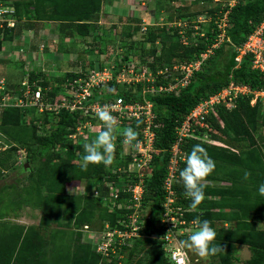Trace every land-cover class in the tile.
I'll use <instances>...</instances> for the list:
<instances>
[{"label": "trees", "instance_id": "16d2710c", "mask_svg": "<svg viewBox=\"0 0 264 264\" xmlns=\"http://www.w3.org/2000/svg\"><path fill=\"white\" fill-rule=\"evenodd\" d=\"M0 1L14 6L16 20L13 27L5 26L0 29V50L5 42L13 41L25 30H31L38 23L48 21L60 24L59 30L66 38H91L95 42L103 39V46L97 51L101 56L108 52L109 45L105 35L101 34L103 26L99 21L105 0ZM166 1L168 18L173 21L175 10H180L178 20L184 21L183 25L149 24L143 30L142 19H132L137 24H126L128 29L121 32L123 45L120 48L123 55H118L114 61L118 65L121 61L139 59L149 67L157 86L175 83V77H180V72L177 71L179 76L171 75L174 73V65L201 57L202 53L213 46L219 33L216 14L228 9V5L221 2L207 0L211 5L205 7L206 9L189 12L185 9L186 1H179L180 5L173 0H170L171 3ZM198 1L195 0L194 3ZM202 13H207L213 19L206 29L198 21ZM263 18L264 0H239L234 4L230 9L229 25L226 28L230 41L213 48V52L203 61L201 67L189 77L188 83L180 86L177 91L148 92L143 95L145 82H138L133 87L114 81L105 88L94 89L92 102L105 103L118 96H123L127 101L150 100L155 113L156 150L153 151L150 161L151 175H146L143 182L146 187L144 204H150L152 215L143 220L146 221L145 228L142 229L143 236L136 239L132 246H125V264L134 261L136 264L166 262L161 244L149 235L156 228L157 210L161 208L165 198L163 183L168 172L171 149L177 139L176 128L200 101L223 89L232 79L248 85L252 91L264 90V74L259 69L252 68V55H246L239 66L235 60L236 47L244 43ZM196 25L199 26L198 30ZM139 32L142 35L134 43L133 37ZM111 64L107 58H98L90 63L91 69H103ZM39 71L30 73L29 80L32 83L42 75V70ZM82 73L85 72L72 74L66 83L72 82ZM40 85L41 90L46 92L42 99L49 98L54 101L58 87L48 90L50 85L46 81L40 82L38 86ZM24 89L22 86L18 92L23 95ZM4 96L5 91L0 90V99ZM252 96L253 93L240 96L232 108L218 104L208 116L207 126L198 127L199 136L186 137L181 143L186 158L192 147L200 144L216 165L206 179L205 199L195 211L189 207L191 201L185 196L179 175L185 167L186 159L180 161L174 183L176 201L186 209L185 216L188 221H210L211 227L217 233L214 243L224 247V250L210 257L211 260L207 259V264H236L234 259H238L235 253L239 245L247 246L251 252L244 264H264V227L259 226L264 221V196L258 192L259 185L264 184V104L260 101L251 104ZM26 110L24 107L12 106L0 109V140L7 144L6 148L0 150V178L5 171L20 167L24 169L25 162L30 164L29 181L28 184L25 182L24 188L28 199L25 202L18 199V209L24 204L38 209L41 213L40 222L38 226L9 220L0 222V264H49L51 259L53 264L70 260L72 264H110L93 248L91 242L84 239L81 227L86 223L94 225L95 221H99L98 225L101 227L107 220L115 225L128 210L117 207L115 211L109 210L110 185H121L123 181H139V177L129 171L132 155H122L123 135L119 132L116 135L115 161L110 167L106 168L102 163L89 164L85 171L80 167L85 155L83 145L94 140L98 132H86L76 140L71 135L77 131L78 125L86 121L95 125L102 124L97 116H85L80 110L61 108L53 111L49 120V108L45 107L42 110L45 123L42 125L43 129H40L39 118L33 119L32 123H24L29 114ZM126 125L131 126L129 123ZM26 127L30 129L27 133L23 132ZM206 133L210 135V140L203 138ZM59 148L65 150V157L64 152L58 151ZM19 150L27 151L23 162L17 157ZM245 170L251 173L248 180L243 179ZM73 182L86 183L88 190L70 194L67 186ZM95 186L100 191L99 195L94 194ZM14 187V184H8L0 190H14ZM29 196H32L30 202ZM6 214L2 213L0 219H4ZM55 216L56 219H53ZM60 221L62 223L58 225L61 227L57 232L60 234L71 231L75 243L66 244L64 237L59 238L50 229L54 223ZM218 222L221 225H217ZM63 245L69 248L73 246L71 257L62 248ZM149 245L151 247L148 248ZM56 251L58 253L54 257ZM190 253L193 256L191 251Z\"/></svg>", "mask_w": 264, "mask_h": 264}, {"label": "built area", "instance_id": "2783aa9c", "mask_svg": "<svg viewBox=\"0 0 264 264\" xmlns=\"http://www.w3.org/2000/svg\"><path fill=\"white\" fill-rule=\"evenodd\" d=\"M215 2H221L223 5H228V9L220 11L217 15L218 21L217 29L219 33L213 46L201 54V57L191 60L188 63H181L174 65V70L180 72V77H175L177 80L175 83L171 82L169 85L157 86L155 77L146 64L133 58L129 61H121L120 63L114 62L108 67L103 69L89 70L87 73H82L78 77L74 78L72 82L67 83L62 92H58L54 101L44 103L42 100V90L38 89L37 96H30L25 94V97L18 99L17 107H25L32 103L39 105L41 110L45 107L58 111L61 108H66L71 111L80 110L85 116L87 114L95 116L96 109L102 106H108L111 109V114L118 120L119 129L122 127L127 128L130 124L138 132L137 141H134L130 147V151L124 154L132 155V161L129 163V171L136 174L139 177V181H123L121 185L113 184L109 186V210L128 209L124 212V216L120 217L115 225H112L109 220L105 221L101 227L86 223L81 227L84 239L93 244L95 250L102 254L110 264H125L127 260V253L125 250L126 245L132 246L136 239L143 236V227L145 218H150L152 213L150 204H144V195L146 187L144 185V177L151 175L150 161L153 158V147L156 139L154 123L155 113L153 110V103L150 100H135L127 101L123 96L116 97L113 101L100 103L92 102L94 89L105 88L107 84L112 81L117 83H128L133 87L138 82H145L142 89V94L145 93H157L161 91H177L180 86H184L188 83L189 77L198 70L203 61L208 55L213 52V48L220 46L223 42H229L230 39L227 35L226 28L229 25L228 15L230 9L239 0H214ZM15 8L12 5L5 4L0 1V29L5 26L13 27L16 24L15 20ZM210 17L207 13H202L198 17V21L204 23L206 19L202 17ZM207 17V18H208ZM197 30L199 26L195 27ZM145 30V27H143ZM180 32H183L182 30ZM184 35V34H183ZM185 41L186 38L184 37ZM237 55L235 60L237 66H239L243 58L251 54L252 55V68L259 69L264 74V18L262 22L254 29V31L248 36L243 44L236 47ZM133 61L135 63H129ZM111 72H109V70ZM1 83H3L1 81ZM25 82L23 85L27 84ZM2 87V86H0ZM26 90L27 86H24ZM31 87V86H30ZM32 89V88H31ZM26 91H30L28 88ZM253 93L251 104H255L260 101L264 104V90L259 89L252 91L251 88L242 83H238L233 79L223 89L214 93L207 98L200 101L186 116L182 124L176 128L177 139L174 142L171 149L170 163L168 166L167 175L164 178L163 187L165 190V198L161 203L160 211L158 212V219L156 222L155 230L149 235L150 238L158 240L161 244V248L164 252L166 259L165 264H177V260L173 259L174 253L183 251L186 255V264H207L208 261L199 257H193L189 250L180 249V242L186 240L188 236L196 230V221L189 220L185 216L186 209L179 203H177L176 192L174 189V183L178 176V168L181 160L186 159V155L181 149L182 141L189 136H199L197 133L198 127L207 126L208 116L214 112L218 104H225L227 107L232 108L235 106L237 99L240 96L249 95ZM4 98V97H3ZM137 117H139V127H137ZM142 122V123H141ZM122 125V126H121ZM133 125V126H132ZM102 124H92L91 121H86L78 125L77 131L71 135L74 139L79 135H84L86 132H99L102 129ZM204 139L210 140L211 137L208 133L204 134ZM123 139V144H124ZM138 145V146H136ZM150 150H145L146 147ZM154 150L155 147H154ZM142 161L143 163H141ZM136 164H140V169H135ZM150 166V167H149ZM123 175H126L122 173ZM124 177V176H123ZM86 183H81V193L86 192ZM94 194L99 195L100 191L95 186L93 188ZM106 199V198H105ZM105 199L103 201L106 203ZM149 206V207H145ZM148 208L149 213L144 210ZM141 210V213H140ZM147 210V209H146ZM144 211V212H143ZM145 228V227H144ZM152 245V244H150ZM148 246L151 247V246ZM143 254L141 253V256ZM179 258V256H178ZM131 264H136L132 262Z\"/></svg>", "mask_w": 264, "mask_h": 264}, {"label": "rangeland", "instance_id": "374dc122", "mask_svg": "<svg viewBox=\"0 0 264 264\" xmlns=\"http://www.w3.org/2000/svg\"><path fill=\"white\" fill-rule=\"evenodd\" d=\"M160 1V2H159ZM170 1V0H169ZM195 0H186V6L185 9L194 12V11H200L206 9L205 7H208L211 5V3L207 2V0H200L196 3H194ZM175 4H180L181 2L173 1ZM215 2V1H213ZM167 3L166 0H152L151 4H145V5H137L133 7V9L129 12V16H137V18L144 14V17L142 18V24L141 26L145 27L146 25H149L151 23H155V25H183L184 21L178 20V13L180 10H175L177 12H174V20L171 21L170 18H168V12H165V14L162 16H159L160 14V7L162 5L165 6ZM159 6V9L155 8L156 6ZM154 7L156 9L157 15L153 14L149 8ZM168 7V4L166 5ZM178 7V6H177ZM138 8V9H135ZM108 6L104 8V11L101 12L100 18V24L103 26V30L101 31V34H104L106 37V40L108 42V52H105L103 54L104 56L99 55L97 49L101 48L102 40L95 42L91 38H84V39H70L68 40L63 33H56L57 26L56 24L48 25L49 27L46 28L45 24H48V21L38 23L36 27H32L33 31L25 30L21 35L16 36L15 40L10 42H5L2 49L0 50V90L5 91L4 98L0 99V109L5 107H11L12 105H16L18 99L25 97V94H28L30 96L29 99H31V96H37L38 89L42 85L38 86L40 82H48L49 87L48 90H53L56 86L58 87V92H62L67 85V80L71 78L72 74L79 73L81 71L87 73L88 68L91 69L90 63L92 61H96L98 58H103L108 61L114 63L115 58L120 55H123V50H121V46L123 45V37L121 35V32H124V30L128 29L126 28V25H118L119 27H112L114 23H126L125 21H120L118 19L119 17L113 18V17H107L108 14ZM130 10V9H129ZM182 10V9H181ZM111 14V13H109ZM114 16V15H113ZM208 17V16H207ZM202 17L203 19H206L204 23H202V26L204 29H206L209 24L211 25L213 22V19L211 17ZM113 18V19H112ZM131 18V17H130ZM136 18V17H135ZM130 22V23H129ZM128 25L134 26L137 23L132 21L131 19L128 20ZM36 30H35V29ZM58 28H60L58 26ZM45 29V31H43ZM203 29V30H204ZM144 30V29H143ZM43 31V35H42ZM142 32L137 33L133 37L134 43H136L135 40H138ZM122 44V45H121ZM103 46V45H102ZM96 48V51L94 49ZM106 49V48H104ZM106 51V50H105ZM129 63H135L133 61H130ZM93 68V67H92ZM43 70V73L41 76H39L38 80L33 81V83L29 80L30 73L32 71H39ZM86 70V71H85ZM109 72H111L110 69H108ZM178 75L177 71L174 70V73L171 75ZM179 76V75H178ZM1 81L3 83H1ZM25 82H28L27 84L23 85ZM65 83V84H64ZM11 84V86H9ZM124 85H129L128 83H120ZM22 86H27L26 90L30 88V91H24L23 95L18 92L19 89L22 88ZM31 86V87H30ZM32 88V89H31ZM47 91V90H46ZM46 94L45 91H42V95ZM43 100V99H42ZM50 102L49 98L47 100H44V103ZM17 107V106H12ZM24 108H27V114L26 120L24 123H32V120L35 118H39V125L40 129H43L42 125L45 123L43 121V111L41 110V107L39 105H36L32 103L31 105H26ZM53 110H48V118L49 120L52 118ZM26 126V125H24ZM46 127L49 128V126L46 124ZM123 130L126 129L125 127H122ZM29 128H24L23 132H29ZM123 130L118 129V132L121 133ZM88 139V136L86 137V140ZM76 140V139H75ZM4 142V141H3ZM89 142V141H88ZM5 145L1 144L0 148L2 149ZM22 146V145H20ZM123 153L126 154L130 151L129 145L126 143L122 146ZM145 150H150L149 146L146 147ZM58 151L64 152L65 150L62 148H59ZM154 151V147H153ZM27 155L26 150L18 151L17 157L20 161H25ZM63 156L65 157V152L63 153ZM143 163L142 161H140ZM29 164V163H28ZM30 164L28 166H25L24 163V169L20 167L16 170H11L6 173L5 175L1 177L0 179V186H3L4 184L8 185L7 183H11L12 181L17 182L14 184L16 187H14V190L12 188H3V191L0 190V215L4 212H12L16 211L19 206V201L25 202V199H28V194L24 192L25 188V182L28 184V178H29V170ZM135 169H140V164H136ZM83 183V182H82ZM84 184V183H83ZM24 186V187H23ZM29 186V185H27ZM68 190L71 188L73 189L74 194L75 193H81V183H70L67 186ZM13 190V191H12ZM22 195H20V194ZM19 194V196H18ZM25 197V198H24ZM36 199L37 195H36ZM32 200V196H29V202ZM99 204L101 205V202L99 201ZM149 207V206H145ZM147 209V210H146ZM144 211L149 213V209L146 208ZM143 211V212H144ZM160 211V209L157 210V213ZM141 213V210H140ZM23 215L22 220L27 224H35L36 226L39 225L40 222V211L38 209H33L30 205H26L23 207L22 213ZM10 220L15 221L14 213L10 214ZM53 217V216H52ZM12 218V219H11ZM7 218H4L5 221ZM18 221H21V216H19ZM56 219V216L55 218ZM13 221V222H14ZM99 221H95V226H98ZM62 223L57 222L52 225L53 228H50L54 231V234L59 235V238L64 237V242L68 245H71L72 243H75L74 234L71 231H66L62 233H58V229L61 227L58 224ZM4 225V224H2ZM93 225V224H91ZM217 225H221L219 222ZM260 227H264V221H261L259 223ZM96 228V227H95ZM197 230V228H196ZM195 231V230H193ZM62 245V243H61ZM62 248L66 251L68 255L73 254L72 251H74L73 246L68 247L66 245H63ZM94 248V246H93ZM58 252L56 251L54 254V257L56 256ZM194 257H199L195 253H193ZM236 256H238V259H234L236 264H244L245 261L250 257L251 252L250 249L247 246L239 245L238 249L236 251ZM200 258V257H199ZM202 259V258H201ZM210 259V258H209ZM211 260V259H210ZM49 264H53V259L48 261ZM61 264H72V260L68 262H62Z\"/></svg>", "mask_w": 264, "mask_h": 264}, {"label": "clouds", "instance_id": "9594fccd", "mask_svg": "<svg viewBox=\"0 0 264 264\" xmlns=\"http://www.w3.org/2000/svg\"><path fill=\"white\" fill-rule=\"evenodd\" d=\"M95 114L102 122L103 127L94 140L83 145L85 155L82 158L80 167L85 171L89 164L98 165L102 163L108 168L115 161V139L118 133V120L111 114V109L108 106L97 108ZM137 121V127H139V117H137ZM120 134L123 135L124 142L129 145L137 141L138 138V132L131 126H128ZM215 166V161L202 145L196 144L192 147L190 154L185 160V167L179 173L185 189V196L191 201L189 205L191 210L195 211L204 201V189L207 187L206 179L215 170ZM250 175L251 173L245 170L243 179L248 180ZM73 189H69L70 194L74 193ZM258 192L264 196V184L259 185ZM195 223L197 230L193 231L186 240L180 242L181 250L187 249L204 260L224 250L221 244L217 245L214 243L217 233L211 227L210 221L197 220ZM173 259L177 260V264H186L187 257L181 251L178 254L174 253Z\"/></svg>", "mask_w": 264, "mask_h": 264}, {"label": "crops", "instance_id": "0c3cea01", "mask_svg": "<svg viewBox=\"0 0 264 264\" xmlns=\"http://www.w3.org/2000/svg\"><path fill=\"white\" fill-rule=\"evenodd\" d=\"M151 1L152 0H105V2H104V5H103V10L102 11H104V8H106L107 6H108V14H107V16H106V18L107 17H113V18H116V17H119L118 19H120V21H125V20H127V22L124 24V23H122V22H120V23H114V25H116L115 27H119L120 25H126L127 23H128V20H132V19H135V17L137 18V16H129L130 14H129V12L128 11H131L132 9H133V7H135V6H137V5H145L146 3L147 4H151ZM172 1V0H171ZM171 1H170V3H171ZM174 1V0H173ZM179 1H181L182 3H183V1H186V0H176V2H179ZM200 1V0H199ZM160 2V1H159ZM178 5H180V4H178ZM165 6H166V4H165ZM165 6L164 5H162L160 8H161V11H160V14H159V16H162V17H164L163 15L165 14V12H167L166 11V8H165ZM155 8H157V10L159 9V6L157 5ZM154 7H152V8H149L148 10H150L153 14H155V15H157V13H156V9H155ZM130 9V10H129ZM135 9H138V8H135ZM175 12H177V11H175ZM109 13H111V14H109ZM114 15V16H113ZM131 17V18H130ZM140 17H144V14L143 15H141V13H140ZM139 17V18H140ZM112 18V19H113ZM142 19V18H141ZM134 21V20H133ZM44 24H45V22H43ZM130 23V22H129ZM54 24H56V26L58 25L59 27H60V24H58V23H54V22H48V24H45L46 25V28L47 27H49L48 25H54ZM151 24H155V23H151ZM113 25V26H114ZM119 25V26H118ZM58 26H57V29H56V33H62L59 29L60 28H58ZM147 26V25H146ZM145 26V27H146ZM121 27V26H120ZM36 30V29H35ZM30 31H33V30H30ZM43 31H45V29L43 30ZM43 31H42V35H43ZM68 40H70V38H67ZM0 144H4L5 146L2 148V149H4V148H6V146H7V144L4 142H2L1 140H0ZM1 148H0V150H2ZM8 171H11V170H8ZM8 171H5V173L6 172H8ZM5 175V174H4ZM1 179V178H0ZM17 182H14V181H12L11 183H7V184H16ZM4 185H6V184H4ZM3 185V186H4ZM1 187L2 186H0V189H1ZM24 206H26V204H24V205H22V206H20V208L19 209H17L16 211H12L11 213H14V218L13 219H15V221L14 222H16V223H22V224H26L23 220H22V217H23V215H21V213H22V210H23V207ZM7 214H6V217L5 218H7L6 220H9L10 222H13V221H11L10 220V212H6ZM19 216H21V221H18V219H16V218H18ZM12 219V218H11ZM3 221H5L4 219H0V222H3ZM27 225V224H26Z\"/></svg>", "mask_w": 264, "mask_h": 264}, {"label": "water", "instance_id": "95a60500", "mask_svg": "<svg viewBox=\"0 0 264 264\" xmlns=\"http://www.w3.org/2000/svg\"><path fill=\"white\" fill-rule=\"evenodd\" d=\"M29 164H28V162H25V166H28Z\"/></svg>", "mask_w": 264, "mask_h": 264}]
</instances>
